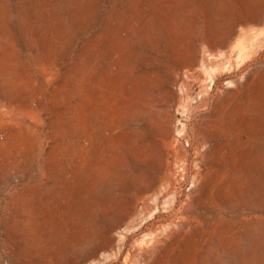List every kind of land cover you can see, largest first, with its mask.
I'll return each mask as SVG.
<instances>
[{"label": "rangeland", "instance_id": "1", "mask_svg": "<svg viewBox=\"0 0 264 264\" xmlns=\"http://www.w3.org/2000/svg\"><path fill=\"white\" fill-rule=\"evenodd\" d=\"M0 264H264V0H0Z\"/></svg>", "mask_w": 264, "mask_h": 264}]
</instances>
